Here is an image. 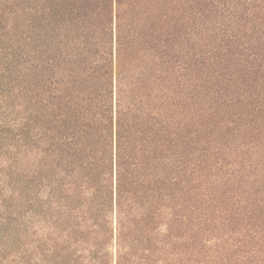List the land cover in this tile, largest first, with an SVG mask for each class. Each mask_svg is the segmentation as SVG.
Wrapping results in <instances>:
<instances>
[{"label":"trees","instance_id":"1","mask_svg":"<svg viewBox=\"0 0 264 264\" xmlns=\"http://www.w3.org/2000/svg\"><path fill=\"white\" fill-rule=\"evenodd\" d=\"M10 262L264 264V0H0Z\"/></svg>","mask_w":264,"mask_h":264},{"label":"rangeland","instance_id":"2","mask_svg":"<svg viewBox=\"0 0 264 264\" xmlns=\"http://www.w3.org/2000/svg\"><path fill=\"white\" fill-rule=\"evenodd\" d=\"M17 245V243H15V245L13 244V246L15 247ZM7 264H17V262H10V263H7Z\"/></svg>","mask_w":264,"mask_h":264}]
</instances>
